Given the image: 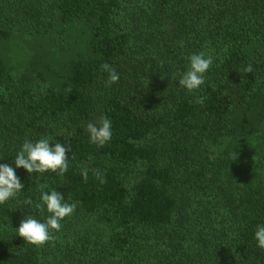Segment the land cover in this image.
Masks as SVG:
<instances>
[{
  "label": "trees",
  "instance_id": "trees-1",
  "mask_svg": "<svg viewBox=\"0 0 264 264\" xmlns=\"http://www.w3.org/2000/svg\"><path fill=\"white\" fill-rule=\"evenodd\" d=\"M200 52L213 64L190 93ZM104 117L99 147L87 124ZM42 137L71 148L68 170L15 169L0 264H264V0H0V164ZM52 190L75 211L28 245L16 230L46 222Z\"/></svg>",
  "mask_w": 264,
  "mask_h": 264
},
{
  "label": "clouds",
  "instance_id": "clouds-1",
  "mask_svg": "<svg viewBox=\"0 0 264 264\" xmlns=\"http://www.w3.org/2000/svg\"><path fill=\"white\" fill-rule=\"evenodd\" d=\"M189 61L190 67L182 75L179 84L191 93L200 89L201 85L205 83V74L213 64V57L200 52L191 55ZM101 70L109 73L108 85L118 82L119 75L109 64H102ZM244 72L252 73V66L248 65ZM203 102L204 98H198L197 103L203 104ZM111 127V120L107 117L100 120L99 126L88 123L87 131L90 135V141L99 147H103L112 137ZM69 151H71V148L61 143H55L54 148L50 147L49 138L42 137L34 144L26 139L15 158V168L7 164H0V204H4L9 199L17 196L24 187L16 175V168H23L29 174L33 172L41 174L52 172L62 177L68 170L69 159L67 153ZM233 159H236V155ZM87 171V168L81 171V176L85 180H87ZM97 176L99 177V173H97ZM104 182L101 179V183ZM46 187L47 185L41 186L42 189ZM63 201L62 194L55 190L50 191V194L42 191L41 202L37 203L35 207L42 213L46 205L47 211L51 215L45 223L31 217L25 218L16 230L18 236L28 245L37 248L43 247L46 243L54 240L53 232L61 230V221L71 216L76 208L74 203L69 204ZM25 203L32 204L33 201L28 199ZM255 240L258 242L257 246L264 250V225H257Z\"/></svg>",
  "mask_w": 264,
  "mask_h": 264
},
{
  "label": "rangeland",
  "instance_id": "rangeland-1",
  "mask_svg": "<svg viewBox=\"0 0 264 264\" xmlns=\"http://www.w3.org/2000/svg\"><path fill=\"white\" fill-rule=\"evenodd\" d=\"M35 42V40L34 41H32V45H34L35 47H36V49L37 50H39L40 48H42V50H43V48H44V54H48V55H51V53H52V51H51V49H52V47H51V45L48 43V41H42V44L40 45V44H36V42ZM44 45H46V47L44 46ZM38 52H40V51H38ZM41 53V52H40ZM52 57H54V58H56V59H58L59 60V62L61 63L60 64V66L59 67H61V66H63V65H65V63L67 62V60H68V58L67 57H65L64 55L62 56V55H51ZM62 57V58H61Z\"/></svg>",
  "mask_w": 264,
  "mask_h": 264
}]
</instances>
